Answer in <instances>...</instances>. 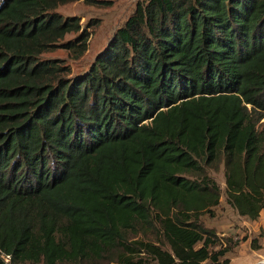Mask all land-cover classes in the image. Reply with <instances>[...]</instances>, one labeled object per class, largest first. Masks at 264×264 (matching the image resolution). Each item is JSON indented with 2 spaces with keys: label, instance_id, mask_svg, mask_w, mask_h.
Instances as JSON below:
<instances>
[{
  "label": "trees",
  "instance_id": "1",
  "mask_svg": "<svg viewBox=\"0 0 264 264\" xmlns=\"http://www.w3.org/2000/svg\"><path fill=\"white\" fill-rule=\"evenodd\" d=\"M75 1L0 0V264H230L202 218L221 168L264 211V0H138L73 76L42 55L88 51Z\"/></svg>",
  "mask_w": 264,
  "mask_h": 264
},
{
  "label": "rangeland",
  "instance_id": "2",
  "mask_svg": "<svg viewBox=\"0 0 264 264\" xmlns=\"http://www.w3.org/2000/svg\"><path fill=\"white\" fill-rule=\"evenodd\" d=\"M138 0H111L110 4H89L83 0L67 3L59 7L58 11L65 17L67 15H77L81 18L83 26L87 23L96 20V23L91 26L92 33L88 41V51L77 58L75 53L70 49H57L49 51L42 55V58L48 59V57L62 58L73 69V76L83 74L89 71L90 65L95 60L96 56L106 48L108 41L113 34L122 27L127 21V18L134 13L136 9V3ZM74 34H69L66 38H72ZM219 184L222 187V197L220 205L216 207L215 216L206 214L203 216V223L210 228H215L220 238L233 237L235 240L242 239L243 235L249 236L246 226L243 225L242 219L239 216L237 210L231 207L226 202V189L224 168H221L218 172H213ZM244 235V236H245ZM255 235V234H254ZM252 236L250 240L258 237L262 242V237ZM221 244H217V248ZM229 257L234 258L230 264H242L238 260L240 257L237 247L233 252L228 254ZM237 259V260H236Z\"/></svg>",
  "mask_w": 264,
  "mask_h": 264
},
{
  "label": "crops",
  "instance_id": "3",
  "mask_svg": "<svg viewBox=\"0 0 264 264\" xmlns=\"http://www.w3.org/2000/svg\"><path fill=\"white\" fill-rule=\"evenodd\" d=\"M240 217L242 219L243 225L246 226L247 231L249 232V236L246 241L241 242V244L237 246V249L240 254L238 260H240L241 261L240 263L242 264H254V262L260 260L261 258H264V235L262 237V242H260L261 244H263L262 248L259 249L252 248L250 243L251 241L250 239L254 234H255L254 236H257V234H260L261 232L264 233V211L262 212L258 220L251 221L246 217H242V216ZM230 259L231 261L234 260V258L231 257Z\"/></svg>",
  "mask_w": 264,
  "mask_h": 264
},
{
  "label": "built area",
  "instance_id": "4",
  "mask_svg": "<svg viewBox=\"0 0 264 264\" xmlns=\"http://www.w3.org/2000/svg\"><path fill=\"white\" fill-rule=\"evenodd\" d=\"M254 264H264V258H261L260 260L254 262Z\"/></svg>",
  "mask_w": 264,
  "mask_h": 264
}]
</instances>
